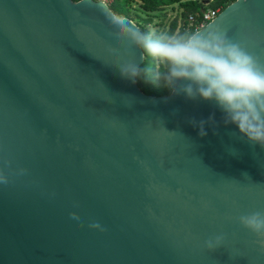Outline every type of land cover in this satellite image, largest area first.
Returning a JSON list of instances; mask_svg holds the SVG:
<instances>
[{"label": "water", "instance_id": "obj_1", "mask_svg": "<svg viewBox=\"0 0 264 264\" xmlns=\"http://www.w3.org/2000/svg\"><path fill=\"white\" fill-rule=\"evenodd\" d=\"M107 15L105 0H0V264H264L237 219L264 210V148L214 101L123 78ZM217 25L264 63V0L194 34Z\"/></svg>", "mask_w": 264, "mask_h": 264}, {"label": "clouds", "instance_id": "obj_2", "mask_svg": "<svg viewBox=\"0 0 264 264\" xmlns=\"http://www.w3.org/2000/svg\"><path fill=\"white\" fill-rule=\"evenodd\" d=\"M106 18L114 29L111 35L117 44V47L110 45L108 51L116 54V67L123 78L132 83L151 79L162 82L173 94L214 101L224 113L225 125H236L249 143L264 148V63L249 51L247 43L231 38L219 25L196 34L153 36L120 16ZM131 49H143L147 56L163 65L164 71L146 78V70L134 59L121 62V55L127 56ZM191 122L197 124L195 120ZM206 123L215 124L214 118L199 121L201 137L207 135ZM24 171L20 169L21 173ZM7 182V176L0 171V183ZM237 219L258 238V243L264 244V210L250 211ZM90 227L103 231L99 223ZM223 239V235H215L205 245L210 251L220 247Z\"/></svg>", "mask_w": 264, "mask_h": 264}, {"label": "trees", "instance_id": "obj_3", "mask_svg": "<svg viewBox=\"0 0 264 264\" xmlns=\"http://www.w3.org/2000/svg\"><path fill=\"white\" fill-rule=\"evenodd\" d=\"M234 0H113L109 5L117 16L126 17L136 22L141 31L145 34H151L146 27L145 20L140 17V14L134 9V4H138V7L143 11L149 13L157 12L160 9L168 6L179 5L181 13L172 20L167 30L162 32L156 31L152 33L153 36L161 33L168 34H194L193 31L187 32L183 26H180V21H184L188 18L190 13L198 12L201 8L207 7H224ZM136 20V21H135ZM143 50V49H142ZM144 52V51H143ZM141 67L146 70L147 77L151 78L155 72L164 71L163 65L153 58L147 56L145 53V61L141 64ZM139 88L146 94L154 96L170 95V90L163 85L162 82H153L151 79L138 80Z\"/></svg>", "mask_w": 264, "mask_h": 264}, {"label": "rangeland", "instance_id": "obj_4", "mask_svg": "<svg viewBox=\"0 0 264 264\" xmlns=\"http://www.w3.org/2000/svg\"><path fill=\"white\" fill-rule=\"evenodd\" d=\"M105 1L108 4H110L113 0H105ZM134 9L140 14V17L143 20L145 19L152 20L150 23L146 24V27L148 28L151 34L156 31L162 32L163 30H167L172 20H174V18L181 13V9L179 5H175L174 7L173 6L164 7L157 12L149 13L150 15H148V12H145L141 8H139L138 4H134Z\"/></svg>", "mask_w": 264, "mask_h": 264}, {"label": "built area", "instance_id": "obj_5", "mask_svg": "<svg viewBox=\"0 0 264 264\" xmlns=\"http://www.w3.org/2000/svg\"><path fill=\"white\" fill-rule=\"evenodd\" d=\"M221 9L222 7H207L204 8L203 12L190 13L188 18L183 22L180 21V26H183L187 32L193 31L195 33L211 22Z\"/></svg>", "mask_w": 264, "mask_h": 264}]
</instances>
